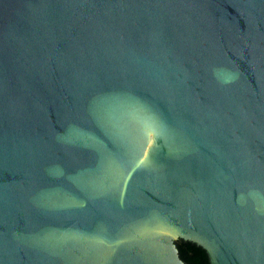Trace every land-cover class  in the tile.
Returning a JSON list of instances; mask_svg holds the SVG:
<instances>
[{
	"label": "water",
	"instance_id": "obj_1",
	"mask_svg": "<svg viewBox=\"0 0 264 264\" xmlns=\"http://www.w3.org/2000/svg\"><path fill=\"white\" fill-rule=\"evenodd\" d=\"M264 264V0H0V264Z\"/></svg>",
	"mask_w": 264,
	"mask_h": 264
},
{
	"label": "trees",
	"instance_id": "obj_2",
	"mask_svg": "<svg viewBox=\"0 0 264 264\" xmlns=\"http://www.w3.org/2000/svg\"><path fill=\"white\" fill-rule=\"evenodd\" d=\"M175 246L179 259L185 264H208L204 251L195 244L177 240Z\"/></svg>",
	"mask_w": 264,
	"mask_h": 264
}]
</instances>
